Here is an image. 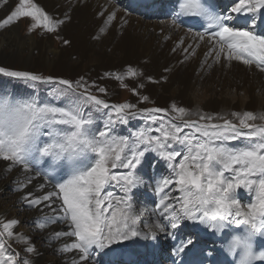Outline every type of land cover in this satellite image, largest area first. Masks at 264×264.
Wrapping results in <instances>:
<instances>
[{"label":"snow or ice","instance_id":"6c2138e0","mask_svg":"<svg viewBox=\"0 0 264 264\" xmlns=\"http://www.w3.org/2000/svg\"><path fill=\"white\" fill-rule=\"evenodd\" d=\"M4 3L7 5L9 0ZM109 5L111 10L102 8L98 13L104 17L101 33L119 19L116 0H109ZM256 14H264V0H237L230 13L218 11L214 0H182L176 13L193 18L205 29L195 32L194 36L197 41L207 40L211 45L208 55H213L216 62L223 57L225 61L255 65L264 72V35L255 31L253 17ZM239 16L246 17L243 26L231 23ZM23 18L34 22L31 29L42 28L47 33L57 32L65 23L64 19L48 14L34 0H18L14 9L0 21V28ZM119 22L122 27L126 23ZM171 23L176 26L175 19ZM64 43L69 41L64 40ZM193 47L188 45L184 51ZM0 74L33 85L60 86L53 89V94L64 98L63 105L0 92V161L8 162V171L16 166L25 173L33 172L34 166L45 160L54 162L49 169H35L46 182L57 180L52 185L53 190L46 191L45 183H41V195L33 196L28 192L23 199L30 207L42 205L53 213L37 220L40 230L58 223L67 226V230L52 233L51 238L71 239L60 249L63 253L77 254L71 264H96L94 257L98 252L135 237L155 239L157 231L174 236L185 221L203 224L215 232L233 225L243 226V238L233 239L226 251L235 259L240 249L235 264L264 261V249L257 251L256 244L251 243L257 236L264 237V123H250L264 121V113L234 112L232 115L239 119L238 124L223 117H220L223 123H211L214 117L204 114L198 120H188L184 119L188 110L175 103L170 110L138 108L133 103L109 104L94 95L89 90L94 85L83 78L73 82L3 66H0ZM138 75L132 67L124 73H105L120 82L125 77ZM138 87L143 88V84ZM98 91L107 94L103 87ZM131 91L133 95H140L137 88ZM147 101L149 96L140 95L138 103ZM89 106L109 110L108 123L103 129L92 130L93 120L85 113ZM130 116H143L149 124L127 137L114 134L113 125L126 123ZM185 129L192 131L185 133ZM239 138L248 141L244 147L236 149L228 145V141ZM174 145L182 147L178 150ZM148 151L156 152L168 163L171 175L156 186V192L161 194L156 222L143 224L142 213L133 204L132 192L143 183L137 170ZM63 161L68 162L67 178L58 179L57 169L65 167ZM32 183L33 177L29 176L20 190ZM113 184L119 186L122 195L108 190ZM239 189L254 193V200L243 205L237 198ZM58 200L62 202L59 210L53 207ZM18 223L17 220L0 222V264H31L28 258L21 260L10 243L14 239L25 245V252H36L27 236L12 230ZM194 247L191 237L180 240L176 254H186V250ZM200 251L202 254L204 249ZM209 251L215 253L218 249ZM214 264L221 262L214 261Z\"/></svg>","mask_w":264,"mask_h":264},{"label":"bare ground","instance_id":"6f19581e","mask_svg":"<svg viewBox=\"0 0 264 264\" xmlns=\"http://www.w3.org/2000/svg\"><path fill=\"white\" fill-rule=\"evenodd\" d=\"M16 1L9 0V3L5 5L4 0H0V21L8 15L9 11L13 10L18 3ZM217 1L220 3L221 11L228 13L229 3L226 0ZM34 2L54 18L65 20V23L59 27L60 35L63 41L67 40L69 43L66 47L61 43L55 44L51 36L45 32L37 33V35L23 34L20 26L11 23L0 28L1 64L15 65L14 67L22 69L21 71H26L33 64H40L49 70H54L55 76L69 77L74 82L83 78L89 85H94L89 90L95 89L94 91L100 93L98 88H105L107 94H100L105 96V100L109 103L117 96L116 87L120 81L105 76V73H124L128 67H132L138 71L139 75L135 78L125 77L122 84L137 88L140 95L149 96L160 108L170 110L171 105L175 103L178 107L196 110L194 102L191 101V95L203 92L208 97L202 107L204 111L215 112L218 109H226L228 113L230 111L240 113L251 111L254 115L264 113V72L254 65L247 66L239 61H225L223 57L220 62H216L213 55H208L211 45L207 40L197 41L194 33L178 26L177 23L176 26L172 25L171 21L176 18V15L170 9L171 0H130L132 4L129 0H116L115 7L118 9L119 19L103 33L100 29L104 27V17L98 13L102 8L111 10L109 0H34ZM145 12H150L152 20H146L142 16ZM253 18L262 21L264 14H256ZM119 21H126V23L122 27ZM188 45L194 47L185 52L184 49ZM140 84H143V88L138 87ZM140 95L132 93L129 103L132 101L131 103L137 104L138 108H142L144 105L138 103ZM118 123L116 131L122 132L118 129L120 128ZM220 123L223 121L218 124ZM247 142L239 138L227 143L230 147L239 149ZM147 156H149L147 159L152 162L149 165L152 166L151 170L155 173V177L151 178L152 182L149 183V187H144L141 191L150 190L154 197L160 199L161 194L156 192V186L162 179L171 175V168L156 152L148 151L142 157L144 161L141 162V168L137 170L143 181V173L139 170L148 165L149 160L145 163ZM63 164L67 167L68 162L65 161ZM161 164L164 167L162 175L159 174ZM51 165L53 164L37 165V169H49ZM8 167V162L0 161V177L3 176L6 182L15 181L16 193L6 191V184L0 183V222L17 220L19 223L12 230L14 233L27 236L34 244L36 252L33 254L25 252V245L14 239L10 241L12 249L28 258L31 264H71L77 254L63 253L60 250L64 242H71V240L68 238L61 239L62 241L53 240L51 237L50 240L47 234L48 231L52 234L65 228H57V224H52L44 230L37 228L35 226L37 220L46 213L44 214L40 209L34 211L33 207H30L23 199L28 192L36 189L41 191L39 185L46 182L45 178L39 171H37L38 174L45 182L38 179L39 177L36 178L33 172L25 173L16 166L8 171ZM65 167L58 168L57 171H60L57 174L60 173L62 176ZM27 176L33 177V183L28 184L21 191L20 185L27 181ZM46 183L51 184L50 186L54 184L53 181ZM47 187L46 191H50ZM113 188L115 189L112 192L122 195L118 185ZM137 188L133 189L135 207L138 203L134 199ZM41 194L42 192H38L37 195ZM172 194L178 195L176 192ZM4 195L6 199L3 198ZM237 198L243 205H247L254 200V193L239 189ZM24 205L27 207L22 209ZM157 209L154 205L147 203L143 208L136 207V210L142 213L140 218L143 224L156 222ZM32 217H34L35 225L30 223ZM26 223L31 225L32 230L22 233V224ZM0 230H2V224H0ZM206 230L209 229L203 224L185 221L179 229L175 230L174 236L157 231L156 240L148 237L144 242L142 241L144 237H135L98 252L94 261L96 264H145L137 263L135 255L131 252L127 253L126 247L132 244L145 250L148 255H157L155 261L170 264L173 260L172 254L176 251L180 240L191 237L197 246L201 243ZM144 231L147 232L148 229L144 228ZM29 233L35 234L34 238H30ZM162 240L167 242L160 245ZM162 247L164 251L158 252L157 249ZM118 250H122L124 255L121 252L117 253ZM187 252L189 251L186 250ZM162 253H165V258Z\"/></svg>","mask_w":264,"mask_h":264},{"label":"rangeland","instance_id":"374dc122","mask_svg":"<svg viewBox=\"0 0 264 264\" xmlns=\"http://www.w3.org/2000/svg\"><path fill=\"white\" fill-rule=\"evenodd\" d=\"M149 14H150V12H145V13L142 14V16L146 20H152V16L149 15ZM32 23H34V22H32L30 20V18H23V19H20L19 22H13L12 25L20 26L21 29H22V33L23 34H36L37 35V33L39 34V33L45 32L46 34H49L51 36V39L53 40V42L55 44L56 43H61L64 47L67 46V44H65L64 41L62 40V36L60 35V32H61L60 29H58V31L55 32V33H47L42 28L31 29V24ZM0 66L6 67L9 70H22L20 68L14 67L15 65L13 66V65H7V64H1L0 63ZM29 67L30 68L29 69L27 68L26 71L35 73L37 75H42L44 77H49L50 76V77H53L54 79H69V77H65V76H62V75L55 76L54 75V70H49V69L45 68L44 66H42L40 64H33L32 66H29ZM122 83L123 82H119L118 83V85L116 87L118 89L117 96L115 97L114 101H110V103L108 101L109 104H121V103H127V102L129 103L130 95L132 94V91H131L132 88L129 85L126 86V85H124ZM58 87H60V86L57 85V84H51V83H38V84L33 85L32 82H26V81L18 80V79H15V78H9V77L3 76V74H0V92H4L5 90H7L8 92L14 93L17 97H21V98H36L40 102L52 103V104H56V105H63L64 104V98L63 97H59L58 98V97H56L53 94V89L54 88H58ZM128 88H129V90H128ZM94 90L95 89H91L90 91L94 95H97L100 98L102 95L100 93L94 91ZM128 91H130V92H128ZM102 99H105V96H102ZM207 100H208V97L203 92L197 93L196 95H191V101L194 102V106H196L195 107L196 110L187 109L188 110V115H186L184 117V119L198 120L199 119V116L201 114H204L206 116H212V117H214V119L211 121V123H219L220 121H223V120L220 119V117H223V118L228 119V120H232L234 123H237V124L239 123V119L237 117H234L232 115V113H234V112L235 113H240V112L230 111V113H228L227 111H225L226 109H224V110L218 109L215 112H211V111L210 112L209 111L207 112V111H204L202 107H203V104ZM142 104L144 105L142 108L158 107L156 104L153 103V101H152V99L150 97H149V101L144 102ZM164 109H166V108H164ZM108 112H109L108 109L96 110L94 107H91V106H89V107H87L85 109V113L87 115H90L91 118H92V120H93V125H92V130L93 131H96L97 129H103L104 125L106 123H108ZM240 114L242 115L243 113H240ZM157 115H161V114H157ZM259 121L260 120L250 121V123H255V124L264 123V121H260V122ZM174 122L175 123H182L183 121H174ZM208 122L209 121H201V123H208ZM117 123L118 122H116L113 125L114 134L119 135V136H125V137L130 136L131 133H133V132H135V131H137V130H139L141 128H144V127H146L149 124V122L143 116H136V117H131L130 116V117H128L126 123H122V125L120 123H118L119 127L120 128L122 127L121 129L120 128H118V129H119V131H122V132H117L116 131V125H117ZM184 131H185V133H191L192 130L191 129H185ZM242 140H245V139L242 138ZM174 147H176L179 150L182 146L174 145ZM148 157L149 156L146 157L145 163H146V160H149V159H147ZM142 161H144V160L142 159ZM151 163L152 162L147 161V164L148 165H146V167L147 166L148 167L147 168L144 167V169L139 170V171H141L143 173L144 181L137 188V190L135 191L134 199L138 202L136 204V207L137 208H143V207H145V203L150 204L148 202V200L151 203H153L154 206L155 205H157V206L159 205V200L156 197H150L149 199H147L145 197V193H147L149 196H153V194H152V192L150 190L148 192L141 191L142 188L149 187V183L152 182V179L151 178H154L155 177V173H152V170H151L152 166L149 165ZM139 167L141 168V165ZM18 168H20V167H18ZM35 169H37V165L34 166V171H33V173L35 174V177L36 178L39 177L38 179H41L43 182H45L44 179L38 174V172ZM117 171H126V170L118 169ZM163 173H164V167L161 164L159 174L162 175ZM57 176L60 177L61 174L58 173ZM0 183H5L6 184L5 185L6 191L11 192V193H14L16 191V187H14V185L16 184L15 181H13V182H6V179L2 176V177H0ZM39 184H40V182H39ZM50 185L51 184H47L46 183V186H48L47 189L48 190L50 189V191H52L53 188ZM114 186L115 185L113 184L112 186L109 187L108 190H110ZM32 192H34V193H32ZM38 192H41V191H39L38 189L31 191V193H32L33 196H38L37 195ZM132 193H133L132 195H134V191ZM242 196H243V194H242ZM3 198L6 199L5 198V195L3 196ZM242 198L244 199V197H242ZM61 203L62 202L58 200L56 202V204L53 205V207H55V208H57V210H59V207H60V204ZM25 206L26 205L22 206V209H25ZM32 209L34 211L40 209V210L43 211L44 214L45 213L46 214L48 213L50 215H53V213H51L49 209L43 208L42 205L40 206V208L33 207ZM32 209L30 208V210H32ZM27 211H29V210H27ZM42 216L44 217L45 215H42ZM33 219H34V217L31 218L30 223L32 225H35L33 223ZM35 226L38 228L37 224ZM22 227H23V229L21 228V232L22 233L23 232H26L27 230L29 232H31V230H32L31 229V225L29 223L22 224ZM56 227L57 228L60 227L62 229L65 228L64 230H67V226H65L64 223H58L56 225ZM194 231H195L194 233H196V229H194ZM36 234H37V232H36ZM47 234H48V237H49L48 239L51 240V238H50L51 237L50 236L51 235L50 231H48ZM28 236L30 238H34L33 236H35V234L32 235L31 233H29ZM183 236L184 235H182V237ZM37 238H39V237H37ZM63 239H67V238H62V240ZM68 239L71 240L70 238H68ZM154 240H156V238ZM142 241L146 242L145 238L142 239ZM164 242H167V241L166 240H162L161 243H160V245H162ZM115 245H117V244H115ZM126 248L128 250L127 253L128 252H131L133 255H135V259L137 258V260H138L137 263L143 262L145 264H165V263H162V262L159 263L158 261H155V257L157 255H148V253L145 250H142L141 248H139L136 245H132L131 244V245L127 246ZM157 250H158V252L164 251L163 247L161 249H157ZM120 252L124 255V252L122 250L121 251H119V250L117 251V253H120ZM19 254H20V252H19ZM24 258H26V257L23 256V255H20V259L21 260L24 259ZM144 259L145 260H150V261H145Z\"/></svg>","mask_w":264,"mask_h":264},{"label":"clouds","instance_id":"9594fccd","mask_svg":"<svg viewBox=\"0 0 264 264\" xmlns=\"http://www.w3.org/2000/svg\"><path fill=\"white\" fill-rule=\"evenodd\" d=\"M237 236L243 238L244 233L241 232V233H238V234H234V235L230 238V240L228 241L227 246H228L229 244H231V243H232V240L235 239ZM251 243H253V245H254V240H252ZM227 246H226V248H227ZM239 250H240V249L238 248L237 251H239Z\"/></svg>","mask_w":264,"mask_h":264},{"label":"trees","instance_id":"16d2710c","mask_svg":"<svg viewBox=\"0 0 264 264\" xmlns=\"http://www.w3.org/2000/svg\"><path fill=\"white\" fill-rule=\"evenodd\" d=\"M149 161H150V159H149Z\"/></svg>","mask_w":264,"mask_h":264}]
</instances>
